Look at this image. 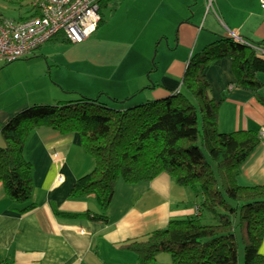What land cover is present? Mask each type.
<instances>
[{
	"label": "crops",
	"instance_id": "crops-1",
	"mask_svg": "<svg viewBox=\"0 0 264 264\" xmlns=\"http://www.w3.org/2000/svg\"><path fill=\"white\" fill-rule=\"evenodd\" d=\"M133 1L135 12L132 18L138 29L131 33L138 34L132 44H128L125 37L115 38L112 42L113 53L120 60L97 62L90 60L84 52L86 70L112 76L109 83L104 84L107 89L95 83L90 89L72 88L75 85L71 75L60 73L62 69L58 62L63 59L51 50L53 45L45 47L49 41L24 58H41L52 79L59 72L58 83L49 80L45 84V90L52 94L49 101L66 99L67 93H100L99 98L103 94L112 97V100L103 102L125 108L182 89L183 75L193 53L222 36H230V31L248 41L264 40V9L260 0H215L221 19L207 11V0ZM123 5L113 16L121 13ZM150 24L159 27L157 36L148 47L142 48V54L138 53L136 43L141 36H147ZM94 33L78 44L86 45ZM157 39H160L159 44ZM156 45L157 60L153 69L146 57L150 55L148 59L151 58ZM37 51L40 54L37 55ZM130 59L141 65L139 69L136 70ZM2 62L4 60L0 59V65ZM96 74L91 75L93 80L98 78ZM206 76L212 96L221 101L218 123L221 131L264 129V103L258 96V93L264 96V90L238 84L231 57L212 62L206 69ZM23 82L21 78H0V96L6 92L3 87ZM154 83L157 88L152 89ZM31 101L29 96L9 110L3 105L0 131L4 123L31 105ZM3 145L0 132V146ZM25 155L33 165L32 196L24 201H14L0 183V263L140 264L137 254L126 246L130 240L165 228L172 219L197 214L199 197L177 183L170 174L162 172L148 181L128 183L119 180L105 210L108 221L95 219L94 215L103 210L95 195L71 196L76 180L95 166V160L85 151L79 133L63 134L49 126H40L30 136ZM238 182L244 186L264 183V138L241 164ZM32 204V208L25 209ZM208 220H211L209 216ZM260 252L264 254V239ZM240 255L239 251L241 263ZM152 264H171V259L159 255Z\"/></svg>",
	"mask_w": 264,
	"mask_h": 264
},
{
	"label": "trees",
	"instance_id": "trees-1",
	"mask_svg": "<svg viewBox=\"0 0 264 264\" xmlns=\"http://www.w3.org/2000/svg\"><path fill=\"white\" fill-rule=\"evenodd\" d=\"M29 1L27 13L20 14L19 20L41 14V0ZM123 1H99L97 29L105 20L103 7L110 5L114 12ZM6 18L10 17L0 10V21ZM56 40L71 41L64 31L48 41ZM249 42L264 46V40ZM251 44L231 36L208 43L191 56L182 89L133 106L110 107L100 98L81 96L51 104L35 103L18 111L0 131L5 143L0 146V183L7 195L24 201L33 194V165L25 148L38 127L49 126L63 134L76 132L95 166L76 180L71 196L95 195L103 209L95 219L108 221L105 210L121 179L137 183L166 172L199 197V213L172 219L165 228L126 244L140 264L156 262L162 252L170 255L171 264H240L241 244L244 264H264L260 252L264 183L244 186L238 182L241 164L262 136L256 129L224 132L218 128L221 101L212 96L206 76L212 62L229 56L238 84L264 90V54ZM153 66L155 69L156 62ZM258 96L264 103V96Z\"/></svg>",
	"mask_w": 264,
	"mask_h": 264
},
{
	"label": "rangeland",
	"instance_id": "rangeland-1",
	"mask_svg": "<svg viewBox=\"0 0 264 264\" xmlns=\"http://www.w3.org/2000/svg\"><path fill=\"white\" fill-rule=\"evenodd\" d=\"M123 2L120 6L124 4ZM29 5V0H0V10L5 14V16L15 19H18L20 14L24 15L25 13H27ZM133 5V0H127L121 8V13L116 14L115 16L113 15L120 6L114 12L111 11L110 5L104 6L102 11L104 13L105 20L101 24V26H99L96 30V34L94 33V35L91 36V38L93 37L92 40L86 42V45L78 44V42H66L61 40L49 41V43L45 44V47L48 45H53L51 50L55 52V54L59 55L61 59H63V61L58 62L62 69L60 70V73L71 75L73 79V84L75 85L72 88L80 87L83 89H90V86L95 83L96 85L102 86L103 88L107 89L104 84H106L107 82L109 83V80L112 76H110L109 73L104 75L99 73L98 71H94L91 69L86 70L87 65L84 63L86 61L84 52H87L88 58L90 60L97 62H105L109 60L116 62L120 60V57L116 53H113L114 49L112 48V42L115 41V38L125 37L124 40L128 44H132V41L137 38L138 33H131L133 29H138L136 21L132 18V15L135 12V10L133 9ZM209 13L213 15L212 12ZM219 19H221V15ZM158 28L159 27L157 25H149L147 29V36H141L140 40L136 43V51L138 53L142 54V48L148 47V45L153 42V40L157 36ZM131 37H133L132 40ZM128 39H130L131 41L128 42ZM159 40L160 39H157V43L159 42ZM157 45L153 49V54L151 58L148 59L150 55L146 57L147 63H152V66L157 60ZM38 54H40V51H37V55ZM145 54L146 53H144V55ZM51 60L55 59L51 58ZM141 61H144V57L141 58ZM133 62V65L136 70L139 69L141 65H137L134 60ZM88 66H90V64H88ZM0 67H3L0 71V78L4 79L6 77H9L13 80V78L15 77L21 78L24 81L23 84L9 85V88H2V90H6V92L4 91L3 93H1L0 109L3 108V105H6L5 108L9 110L17 106L29 96L32 100L31 104H34L35 102H46L48 104H51L50 102H53L49 101L52 100V94L45 90V84L48 83L49 80H51V82L53 83H58L56 80H58L57 78H59V72L54 74L52 79L49 70H47L46 68V64H44L41 58L36 57L34 59L30 58L29 60L22 58L13 62H7L4 60ZM94 73H97L96 76L98 78L96 80H93L91 77V75H93ZM99 94L100 93H98L97 95H84L81 93H67L66 99H76L81 96H86L87 98L95 99L99 98ZM100 98L102 101L112 100V97L107 94L101 95ZM108 106L113 107L111 105ZM237 236L241 240L239 230H237ZM240 252V264H244L243 244L240 245ZM160 255H166L167 257H170L167 252H162L160 253Z\"/></svg>",
	"mask_w": 264,
	"mask_h": 264
},
{
	"label": "built area",
	"instance_id": "built-area-1",
	"mask_svg": "<svg viewBox=\"0 0 264 264\" xmlns=\"http://www.w3.org/2000/svg\"><path fill=\"white\" fill-rule=\"evenodd\" d=\"M100 0H41V14L25 20L6 18L0 21V59L12 62L25 58L60 31L73 42H81L95 32L100 21ZM215 0H207V11L220 18ZM264 9V0H260ZM234 40L251 44L246 38L230 31ZM264 54V46L251 44ZM264 138V129L260 131ZM197 213L201 205L196 206Z\"/></svg>",
	"mask_w": 264,
	"mask_h": 264
}]
</instances>
